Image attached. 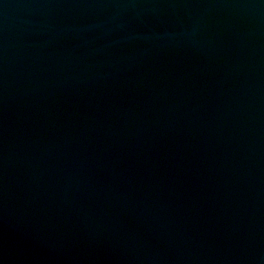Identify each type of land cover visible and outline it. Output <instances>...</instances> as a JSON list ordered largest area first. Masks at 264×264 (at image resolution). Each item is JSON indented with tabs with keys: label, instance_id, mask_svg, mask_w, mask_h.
Returning <instances> with one entry per match:
<instances>
[{
	"label": "water",
	"instance_id": "1",
	"mask_svg": "<svg viewBox=\"0 0 264 264\" xmlns=\"http://www.w3.org/2000/svg\"><path fill=\"white\" fill-rule=\"evenodd\" d=\"M0 264H264V0H0Z\"/></svg>",
	"mask_w": 264,
	"mask_h": 264
}]
</instances>
